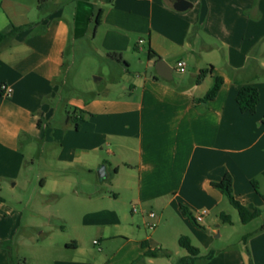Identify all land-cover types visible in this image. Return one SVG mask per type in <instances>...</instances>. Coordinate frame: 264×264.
<instances>
[{"label": "crops", "instance_id": "obj_1", "mask_svg": "<svg viewBox=\"0 0 264 264\" xmlns=\"http://www.w3.org/2000/svg\"><path fill=\"white\" fill-rule=\"evenodd\" d=\"M174 1L105 3L95 32L102 51L124 55L132 47V34L145 33L148 38L140 36L135 48L142 50L147 43L160 56L150 58L147 52L148 68L137 75L129 71L131 63L116 61L126 83L120 90L117 83L104 92L90 86L89 96L67 102L70 112L77 109L75 116L82 118L79 129L71 133L70 158L64 162L82 163L93 173L87 155L104 143L111 146L110 157L97 164L106 165L103 179H110L109 189L79 188L71 176L54 181L55 187L69 188L78 208L95 207L68 237L52 229L30 236L22 213L0 195V264H15L14 244L35 247L33 264H176L181 258L185 261L180 264H264V228L233 241L240 226L255 219L243 223L228 197L212 185L230 174L235 197L264 208L252 183L255 179L264 193V81H259L264 75V0H189L192 7L183 11L174 8ZM39 2L0 0V31L10 24H34L0 45V84L13 88L10 96L0 92L2 191L8 183L15 189L24 173L28 160L22 140L31 146L55 100L65 98V53L73 36L84 32L82 19H90L92 12L85 5L94 6L90 0H77L72 24L53 0L40 15ZM159 59L177 71L178 63L185 62V70L179 72L188 74L156 78ZM209 68L197 83L199 71ZM215 75L223 77L217 96L197 104L195 99L207 94ZM244 84L260 91L253 113L242 112L237 104ZM181 204L194 216L208 210L199 222L202 227L182 214ZM145 210L156 212L154 229L146 226ZM222 212L231 222L221 219ZM223 226L232 229L224 234ZM181 236L191 239L199 256H190L179 242ZM148 250L161 254L150 256Z\"/></svg>", "mask_w": 264, "mask_h": 264}, {"label": "rangeland", "instance_id": "obj_2", "mask_svg": "<svg viewBox=\"0 0 264 264\" xmlns=\"http://www.w3.org/2000/svg\"><path fill=\"white\" fill-rule=\"evenodd\" d=\"M90 1L94 6L91 9V6L85 5L89 9L88 12L92 13L90 19L87 16L82 19L84 32L73 36L65 53L66 66L62 86V96L65 98L63 101L55 100L49 118L43 122L39 138L35 139L31 146H28L29 143L26 139L22 140L21 145L26 152L28 162L19 179V184L15 189H11L8 183L5 184L3 191L0 190V195L22 213L21 219L22 225L25 226L24 230H28L29 235L33 237L39 235L43 229H52L53 232L60 233L63 237L71 236L74 234L75 224H78L86 214L95 210V207L78 208L77 205L75 206L69 188L66 186L55 187L54 181L56 179L66 180L71 176L75 179V183L79 184L77 186L84 189L108 190L110 185V179L101 180L99 177L97 164L100 160L110 157L108 148L111 146L109 147L104 143L100 149L92 150L87 155L88 162L93 167V173L89 172V167L82 163L70 165L64 162L70 158L69 140L72 137L71 133L76 131V122L68 114L72 109V106L67 104L68 100L89 96L87 91L90 86H94L96 92H104L109 86L114 88L115 83L118 84V90L126 84L121 78L123 72L118 70L116 60L109 57L108 52H104L100 48L101 37H95L96 13L99 7L105 6L106 2L104 0ZM53 2L60 7L61 12L73 24L72 10L78 3L77 0H53ZM140 36L148 38L145 33H133L132 47L123 55L127 62L131 63L129 71L135 75L144 74L148 68V44H142V50L135 48ZM149 68H153V63L150 64ZM187 74L174 70L176 79ZM259 78V81H264L263 74L259 75ZM83 134L84 132L77 134V137ZM43 181H46L45 185ZM56 190L58 193L60 190L61 193L57 194ZM261 190L264 191V178L262 179ZM227 201L231 205L229 200ZM232 209L237 217V209L235 207ZM263 223L264 215L256 218L251 224L240 226L239 232H235L232 240L235 241V238L240 234L261 227ZM227 227L230 228L227 230ZM231 229V226H223L222 230L225 234ZM21 234H24V231H21ZM93 234H96L95 230ZM17 238L19 239V237ZM13 253L15 264H33V256L37 255V250L30 244L20 247L18 244H14ZM25 257L28 258V260L26 259L27 262Z\"/></svg>", "mask_w": 264, "mask_h": 264}, {"label": "trees", "instance_id": "obj_3", "mask_svg": "<svg viewBox=\"0 0 264 264\" xmlns=\"http://www.w3.org/2000/svg\"><path fill=\"white\" fill-rule=\"evenodd\" d=\"M47 1L48 0H40V2L38 4V11H39L40 15H43L45 13ZM104 1L106 3H112L114 0H104ZM104 10H105L104 7H99V9L96 13V29L101 24ZM33 26H34V24H32V23H28L25 25H19V26H16L14 24H10L6 29L0 31V45L3 44L4 42H6L7 40H10L11 38H13L17 33L24 31V30L32 29ZM148 53H149L150 58H159L160 57L150 47L148 49ZM108 55L112 59L128 65L127 61L124 60L121 52L111 51L108 53ZM251 64L253 65L254 62L252 61ZM65 66L66 65L64 63V72H65ZM210 71H211V68L201 69L199 71L197 78H196V82L197 83L201 82L203 80V78ZM155 77L159 78V79L162 78L159 75H156ZM222 84H223V77L219 76V75H215L213 85L211 86V88L209 89L207 94L202 98L195 99L196 103L201 105L202 103H206L209 100L214 99L217 96ZM260 99H261L260 91H259L258 87L253 85V84L242 85L239 88L237 96H236L237 104H238V106L242 112H250V113L255 112L257 110L259 103H260ZM76 112H77V109H74V112L73 113L69 112V114L75 120L76 128L79 129V127H80L79 126V119H81L82 117H81V115L75 116ZM40 123H41V120H39V124ZM263 174H264V172H263ZM252 183L264 200V193L260 192L257 181L254 179V180H252ZM212 185L214 187L218 188L219 190H221L228 197L231 204L238 210L241 221L243 223H249L250 221L260 217L264 213V208L258 207L253 203L244 204L235 197L234 188H233V178L230 174H226L224 176V178L220 181L212 182ZM180 209H181V212L184 216L188 217L197 226L202 227V225L196 220V217L193 215V213L189 210V208L187 206L181 204ZM220 216H221V219L223 221L231 222V216L229 214L222 212ZM263 228H264V223L260 227V230H262ZM179 242H180L181 246L185 247L189 251L190 256H192V257L193 256H199V253H200L199 248L192 244L191 239L188 236H181L179 239ZM146 254L150 255V256H159L161 254V252L159 250H148L146 252ZM184 261H185V259L181 258L178 260V262L176 264H180Z\"/></svg>", "mask_w": 264, "mask_h": 264}, {"label": "water", "instance_id": "obj_4", "mask_svg": "<svg viewBox=\"0 0 264 264\" xmlns=\"http://www.w3.org/2000/svg\"><path fill=\"white\" fill-rule=\"evenodd\" d=\"M189 7H192V2L189 0H175L174 1V8L180 11L186 10ZM157 72L160 76L164 77L165 79L171 80L173 77L174 68L166 62L164 59H159L156 64ZM98 174L101 179L106 176V165L103 164L98 169Z\"/></svg>", "mask_w": 264, "mask_h": 264}, {"label": "built area", "instance_id": "obj_5", "mask_svg": "<svg viewBox=\"0 0 264 264\" xmlns=\"http://www.w3.org/2000/svg\"><path fill=\"white\" fill-rule=\"evenodd\" d=\"M140 42H143V39L140 40ZM178 70L184 71L185 70V62L180 61L178 63ZM0 92L4 95L10 96L13 93V88L11 85L7 83H1L0 84ZM134 210H138L137 207H134ZM208 213L207 209H202L195 217L198 222L203 220V217ZM145 214L147 217L146 220V226L148 229H154L158 225V220L156 218V212L154 210H145ZM98 241L96 240L95 243Z\"/></svg>", "mask_w": 264, "mask_h": 264}]
</instances>
